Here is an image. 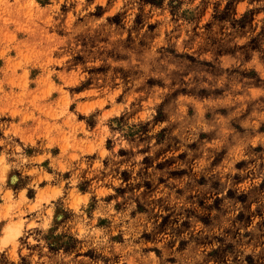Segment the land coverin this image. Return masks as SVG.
I'll return each mask as SVG.
<instances>
[{
    "label": "rangeland",
    "instance_id": "374dc122",
    "mask_svg": "<svg viewBox=\"0 0 264 264\" xmlns=\"http://www.w3.org/2000/svg\"><path fill=\"white\" fill-rule=\"evenodd\" d=\"M0 264H264V0H0Z\"/></svg>",
    "mask_w": 264,
    "mask_h": 264
}]
</instances>
